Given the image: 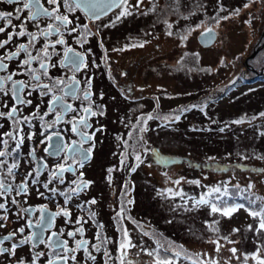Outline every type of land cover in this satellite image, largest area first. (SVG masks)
<instances>
[{
	"label": "rangeland",
	"instance_id": "1",
	"mask_svg": "<svg viewBox=\"0 0 264 264\" xmlns=\"http://www.w3.org/2000/svg\"><path fill=\"white\" fill-rule=\"evenodd\" d=\"M150 1L152 5L141 15L154 29V35L148 38L152 44L142 43V50H135L131 58L142 56L143 75L137 73V78L158 83L155 91L159 104L137 101L136 108L128 110L125 99L118 96L110 110L101 115L103 134L99 141L106 148L98 151L105 163L126 156L107 191L114 190L117 177L121 187L127 189L125 193L130 196L132 192L131 210L142 221L141 231L126 219L129 231L117 230V192L99 199L100 218L112 237L107 235V251L97 253L93 264H121L119 233L126 234L130 244L136 246L127 248L130 264H155L157 259H171L172 264H208L210 260L244 264V257L247 264H257L252 253L259 249L264 258V230L256 231L259 222L242 205L255 198L258 206L264 204V116L260 115L264 113V80L238 79L231 86L230 82L235 75L250 76L240 69L253 43L264 33L263 21L251 17L264 10V0ZM138 26L139 21L128 20L117 27L115 36L121 38L128 33L126 29L137 31ZM208 28H215L218 38L211 46H201L197 35ZM98 37L100 31L91 40L96 55L101 54ZM148 60L154 63L152 71L148 70ZM103 72L101 69L102 76ZM216 85L218 90L227 85L229 88L219 91V96L205 106L193 104L194 97ZM119 103L121 109L115 107ZM138 107L152 117L142 118L139 132L131 129L136 127ZM138 154L140 159L134 166ZM147 160L149 165L144 164ZM209 188L220 189L215 192L217 197L232 194L242 205L231 209L227 203L225 208L222 201L220 211L213 212L199 196ZM159 233L165 236L163 246ZM168 237L181 241V246H173ZM134 248L140 251L134 252ZM232 248L237 249L235 254Z\"/></svg>",
	"mask_w": 264,
	"mask_h": 264
},
{
	"label": "flooded vegetation",
	"instance_id": "2",
	"mask_svg": "<svg viewBox=\"0 0 264 264\" xmlns=\"http://www.w3.org/2000/svg\"><path fill=\"white\" fill-rule=\"evenodd\" d=\"M41 3L45 7H51L47 4L46 0H41ZM150 3V0H143V2L137 6V0H128L127 5H125L123 9L113 7L110 11L101 13L98 18L88 16L81 8H75L74 11L68 12L66 8L61 7L60 12L68 15L71 21L70 24L60 27V33L65 41L62 45L55 44V41L61 38L57 33L53 32L47 37L41 34L46 30L47 24L53 23L59 26V22L41 16L35 22L27 21L24 23L23 28L26 33H34L37 35V39L28 47V53L36 55L39 52L40 55L43 56L42 50L45 45H49L47 51L51 53V56L48 60L49 67L47 68V75H43L39 70V63L43 61H34L29 65L30 68L37 69V74H40L41 79L39 83L54 85V81L59 78L63 79L66 85L70 86V78L72 76H75L79 83L76 86L75 95L68 92V88L64 85L54 86L52 92H49L47 95H41L40 90L35 89L37 82L32 79L27 71L21 68V61L28 58L25 52L21 51L20 55L14 59L4 60L8 68L5 72H0V75H6L12 72L18 73L14 76V79L23 81L26 85L23 89L22 99L30 100L31 103L16 105L20 109L17 115L20 119L19 127L22 129L19 135H23L25 139L19 149V156L15 161L19 164V167L14 170V177L5 174L7 172V167H10L14 162L13 156L16 155L14 151L16 141L8 137H3V139L7 140V147L0 146V151L7 150L10 153V155L0 158L4 161V166H0V178H3L5 183H10L13 186L12 192L6 193L5 196L0 197V203H5L6 205L5 209H0V218L6 217V219L0 220V223L3 224V227H0V237L8 236L10 233H16L13 239L4 241L3 244H0V247L11 248L13 243H17L32 232L39 233L40 228L36 226L35 222L41 217L40 210L44 209L46 216L52 221L51 227L44 233L45 241H47V237L53 232L59 234L54 239L66 241V246L69 248L76 247V240H87V251L77 250L75 253L76 260L72 261L69 259L68 264H93L95 260L89 259V254L96 259L97 253L100 252L102 254L104 250L107 251V235L112 237L111 234L105 231L104 222H102L100 218L101 212L99 211L102 207L98 208L97 204L99 199L108 197L111 192H117L116 197L120 200L118 212L114 214L117 230L122 229L124 232L125 230L129 231L126 222L128 221L133 226L135 225L139 232L141 231L140 224L142 221L134 216L131 210L134 198H131V200L128 199L127 193H125L126 189L121 187L120 180L116 176L114 190L111 192L107 191L108 183L114 181L113 175L118 165L125 163L126 156L125 158L120 157L117 162L105 163L103 162L105 159L101 155H98V151L100 152L102 149L106 148L104 142L100 144L103 134L102 126L100 125V119L102 117L100 113L101 111L104 112V110H110V105L115 99H118V96L121 95L125 99L123 103L127 104L126 109L128 110H130L132 106L136 108L135 104L137 101H140V104L143 105L145 102L149 101L159 104L158 99L160 97L157 96V92L155 91L158 83L152 84L150 81L144 82L137 78V73L143 75L140 70V67L142 68L143 66V64L141 65L140 63L142 56L131 58L133 52H135V50H142V43L148 44V38L154 35L153 27H148L144 23L146 19L141 15L147 7L152 5ZM16 7H22V5H13L7 3V0H0V11L15 13ZM121 11H127L131 14L121 16L120 19H117ZM20 15L21 19H23L24 16L28 15V11L24 10ZM138 15L142 22L139 20ZM134 19L136 22H140L137 31L126 29L128 33L123 34L124 36L121 38L115 36L117 27L123 25V23H126L128 20L133 21ZM168 20L169 18L167 21ZM12 24L16 27H10L6 21L0 20V27L7 29V32H0V41L8 39L7 33L20 30L21 20L15 19V15L12 18ZM72 27L76 28V32L70 31ZM99 31L101 38L99 37L98 42L101 54L96 55L92 51L93 45L91 40L96 34L99 35ZM164 35L166 36L167 34L163 33L162 36ZM29 39L27 35L23 37L14 35L5 47L0 48V58L7 57L11 52L17 51L20 44L28 45ZM149 44H152V42L150 41ZM68 47L74 49V53H69V55L79 53L83 59V63L78 71H73L71 66H62L64 53ZM259 50V47H256L253 56ZM148 62V70L152 71L151 67L154 66V63L151 60H148ZM101 69L104 71V77L102 76ZM260 73L257 74L260 75ZM149 89H153V91L147 95L146 92ZM5 90L9 95L5 96L0 93V112H6L13 106L10 82L5 84ZM29 92L31 95H29ZM85 92H88L87 99L84 97ZM65 93L68 94L66 95ZM53 95L64 96L65 103L71 105L72 109H75V111L68 110L62 113L63 119L56 121V115L60 112V109L57 108L56 111L50 112L48 108L49 101ZM103 96L105 101H103ZM121 104L122 103H119L115 107L120 108L119 106ZM84 108H90L91 111L96 112L97 115H87L86 118L90 125L89 127L84 128L80 125L83 131L89 134L94 133L93 139L88 140L82 145L83 149H88L93 144L94 147L89 154L88 160L84 163L83 168H80L78 165L74 164L73 160V156H75L76 160H79V155L76 153L70 154L66 149L59 155H53V153L56 152V148L54 146L50 147L49 142L42 143L41 141L44 140L46 136L54 132H59L61 144L65 146H75L72 145V142H79L81 137L71 131V121H73L74 118L78 119L81 116H85L86 114L83 112ZM138 109L140 112L138 115H134L136 127L135 129L131 128L133 131H137L138 126H142L144 121L142 118L149 120L147 116L148 111H144V109L140 107H138ZM138 109H136V111ZM45 113L48 114L45 115ZM23 117L29 118L27 123L23 122ZM154 117L156 116L154 115ZM16 127L17 124L12 120L0 117V136L6 132L12 133ZM56 142V137H53L51 144L55 145ZM46 148H48V151H45ZM33 149L34 152L32 151ZM141 160L143 161V159ZM136 161L137 159L134 158V166ZM58 163H63L66 166L74 165L73 171L64 172V183L61 184L59 180H53L52 183L49 184V188L55 187L58 192H68L71 188L75 187L71 184L72 180H77V182H79V179L82 178L90 182L86 190L73 195L67 202L64 196L58 194L54 195L43 187V185L48 183L51 179V173L56 170L55 166ZM144 164L149 165V160L145 161ZM37 169L39 170V175H36ZM110 169L111 171H109ZM29 172L32 173L31 177L26 175ZM81 172L83 173V177H80ZM109 176L111 177L110 180ZM33 179H35V183L32 182ZM22 181L26 182L28 185L27 192L18 194L17 185ZM124 186L128 187L129 185L124 184ZM41 193H43V195H41ZM13 199L16 203L12 202ZM93 199L96 201L95 204L90 203ZM129 201L131 202L129 203ZM122 206L125 208V211L122 216L118 218L117 214L120 212ZM26 209H30V211H25ZM63 210H66L69 216L61 214L52 218V214L57 212L62 213ZM28 220L33 222L32 228L27 226ZM21 227L25 229L23 233L18 231ZM81 227L83 228L82 233L77 232L75 237L67 235L69 231H76ZM98 236L100 237L99 239L97 238ZM118 241L119 244L121 242H125L126 244L129 243L127 235L121 233H119ZM33 243H35L34 247ZM93 245H96L100 250L97 251V248L93 247ZM135 248L133 249L134 252L140 251V249L136 250ZM52 251L53 249L49 248L47 243H37L33 241L29 244L19 245L15 250L14 256L0 254V264H18L19 260H23L24 264H33V261H35V264H47L48 259H55L52 255ZM41 252L44 253V255L36 259V253ZM63 254L67 255V253ZM138 259L139 258H137L136 261H138ZM109 260H111V257ZM136 264L139 263L137 262Z\"/></svg>",
	"mask_w": 264,
	"mask_h": 264
},
{
	"label": "snow or ice",
	"instance_id": "3",
	"mask_svg": "<svg viewBox=\"0 0 264 264\" xmlns=\"http://www.w3.org/2000/svg\"><path fill=\"white\" fill-rule=\"evenodd\" d=\"M47 4L50 5L51 7H45L42 3L41 0H7V3L13 4V5H22V7H16L15 8V13L13 12H3L0 11V20H4L7 22V24L10 27H16L12 24V18L15 15V19L21 20V25H20V30L15 31L12 33H7L8 39L4 41H0V48L5 47L9 43V41L12 39V37L19 36L23 37L25 35L29 36V44H20L18 46V50L15 52H11L7 57L0 58V72H5L6 69L8 68V65L4 62L5 59H14L20 55V52L23 51L27 54L28 58L24 59L21 61V68L24 71H27L28 74L32 77L34 81H36L35 89L40 90L41 95H47L49 92H52V89L54 86H59V85H64L66 88H68V92L71 94L75 95L76 94V86L78 85L79 81L76 80L75 76H72L70 78L71 85H66L65 81L63 79H56L54 81V85H49V84H40L39 81L41 79L40 74H37V69H32L29 67L34 61H43L39 63V70L43 73V75H47V68L49 67L48 60L51 56V53L47 51V48L49 45H45L43 51V56L40 55L38 52L36 55H32L27 52V49L29 46H31L32 42L37 39V35L34 33H26L23 25L27 21H33L35 22L39 17L44 16L48 17L50 20L57 21L59 22V26L53 23H49L46 26V30H44L41 34L44 37H47L51 33L55 32L58 35L61 36L60 39H57L55 41V44H64L65 41L62 38V34L60 33V27L66 26L71 23L69 20L68 15L62 14L60 12L61 7H64L67 9L68 12H72L75 10V8H84L86 11H89L91 15L94 18H98L96 13L93 11V4L91 0H46ZM143 0H137V6L141 4ZM128 0H111L109 3L108 7H118V8H124L125 5H127ZM247 7V5H245ZM24 10L28 11V15L24 16L23 19H21V15ZM131 14L130 12L127 11H121V13L117 16V19H120L121 16L124 15H129ZM227 17H225L226 19ZM86 27V26H85ZM71 32H76V28L72 27L70 29ZM0 32H7V29L4 27H0ZM54 47V45H53ZM69 53H74V49L71 47H68L65 50L64 53V61L62 62V66H71L73 71H78L80 69L81 64L83 63V59L79 53H75L73 55H69ZM54 66V65H53ZM18 73L12 72V73H7L6 75H0V93L3 95L7 96L9 93L5 90V84L10 82L11 83V96L13 97V106H11L6 112H0V117H4L5 119L12 120L17 124V127L14 129L12 133H3L2 136H0V146L7 147V140L3 139V137H8L9 139H13L16 141L15 144V149L14 151L16 152V155L13 156V163L11 164L10 167H7V172L5 175L8 176H13L15 175L14 170L18 169L19 164L16 161L17 157L19 156V149L21 147V144L23 143L25 137L23 135H19V133L22 131V129L19 127L20 119L18 118V113L20 109L16 106L19 104H24L28 103L30 104V100H24L22 99L23 95V89L26 87L23 81L16 80L14 79V76H16ZM47 90V91H45ZM66 95L68 93H65ZM29 95L31 93L29 92ZM85 99L88 98V92L84 93ZM193 107H196L195 105ZM49 111L54 112L56 111L57 108L60 109V112L57 113L56 115V121H60L63 119L62 113L68 111V110H73L71 105H67L64 100V96H56L53 95L51 100L49 101ZM188 109H184V111H187ZM83 112L86 114L85 116H81L78 119L74 118L73 121H71V131L73 133H76L81 137V140L79 142L73 141L72 145L75 146H65L60 143V133L59 132H54L44 138L41 142H49V146L52 147L54 146L56 148V152L53 153V155H59L62 151L65 149L67 150L68 153H76L79 155V160H76L75 156H73L74 164L78 165L80 168H83L84 163L88 160L89 154L91 153L94 144L89 147L88 149H83L82 145L83 143L87 142L88 140H92L94 137L93 134H89L85 131L82 130L80 125H82L84 128L89 127L90 125L88 124L87 121V115H97L96 112L91 111L90 108H84ZM48 113H45L47 115ZM101 115L103 112L101 111ZM261 116H264V113L260 114ZM151 116H148V119H151ZM176 120L180 119V116L175 117ZM29 120L28 117H23V122L27 123ZM51 127V126H49ZM99 130V129H98ZM142 130V129H141ZM53 137H56L57 142L55 145L51 144V141L53 140ZM34 152V149L32 150ZM45 151H48V148L45 149ZM10 155V153L5 150V151H0V158L6 157ZM137 160L140 159L139 155L136 157ZM0 166H4V161L3 159H0ZM74 165H65L63 163H58L55 168L56 170L51 173V179L48 181V183H45L43 185L44 188L48 189V191L52 194H58L60 196H64L65 200L67 202L68 199H70L73 195L78 194L79 192H82L88 188V185L90 182L83 180L82 178L79 179V182L77 180H72L71 184L74 185L75 187L71 188L70 191L65 192V191H60L58 192L55 187L49 188V184L52 183L53 180H59V183H64L63 180V174L66 171H73ZM132 171H135V168L131 169ZM111 171V169L109 170ZM28 177L32 176V173L29 172L26 174ZM36 175H39V170L37 169ZM80 177H83V173H80ZM111 177L109 176V180ZM35 183V179L32 181ZM251 187V186H249ZM28 185L26 182L22 181L19 185H17L18 189V194L19 193H26L27 192ZM13 191V186L10 183H5L3 178H0V197L5 196L6 193L12 192ZM213 191L219 192L220 189H214ZM43 195V193H41ZM219 198V197H217ZM13 203H16V201L13 199ZM131 201H129L130 203ZM203 202V201H202ZM90 203L95 204L96 201L93 199L90 201ZM6 205L5 203H0V209H5ZM25 211H30V209H26ZM41 217L39 220H37L36 226L40 228V232H32L30 235L23 237L21 240H19L17 243H13L11 248H6V247H0V254H7L9 256H14L15 255V250L19 245L21 244H29L30 242H37V243H47L49 248L53 249L52 255L55 257V259H48L47 264H68L69 259L72 261L76 260L75 253L77 250H85L87 251V245L88 241L84 239L76 240V247L75 248H69L66 246L67 242L66 241H59L55 240L54 238L57 237L59 234L56 232H53L50 236L47 237V241L44 239V233L48 230V228L51 227V219H49L45 212L44 209H41ZM125 211V208L122 206L120 209V212L117 214L118 218H120ZM212 211L217 212L220 211L219 208H217L215 205H212ZM63 214L64 216H69V213L66 210H63L61 212H57L55 214H52V218H54L57 215ZM228 212H225V215H227ZM250 215L253 217H259L260 218V223L256 231H261L264 230V208H261L259 211H251ZM6 219V217L0 218V220ZM27 226L29 228L33 227V222L31 220L27 221ZM0 227H3V224L0 223ZM249 228H251V225H249ZM20 233H23L25 229L21 227L18 230ZM234 231H239V229H234ZM77 232H83V228H78L76 231H69L67 233L68 236L70 237H75ZM126 232V230H125ZM16 236V233H10L8 236H3L0 237V244H3L4 241L13 239ZM98 239L100 238L99 236L97 237ZM35 246V243H33V247ZM93 247L97 248V251L100 249L96 246L93 245ZM128 247H135V245H131L129 243L121 242L119 244V251L121 252V264H130L129 261L126 259L127 255V248ZM143 251V249H142ZM219 251V249H217ZM230 251L235 254L237 252L236 248L230 249ZM63 253H67V255H64ZM107 255V253H105ZM149 255H152V253H148ZM44 255V253H36V259L39 258V256ZM157 255H159L157 253ZM253 258L257 260V264H264V258H262L259 254V249L255 253L252 254ZM89 259L95 260L94 256H91L89 254ZM237 259H240V257H237ZM18 264H24L23 260H19ZM33 264H35V261H33ZM155 264H172L171 259H157L155 261ZM208 264H217L215 260H210L208 261ZM244 264H247V257H244Z\"/></svg>",
	"mask_w": 264,
	"mask_h": 264
},
{
	"label": "trees",
	"instance_id": "4",
	"mask_svg": "<svg viewBox=\"0 0 264 264\" xmlns=\"http://www.w3.org/2000/svg\"><path fill=\"white\" fill-rule=\"evenodd\" d=\"M256 18L257 19H261L263 21V24H264V10L255 14ZM262 30H264V26L262 27ZM263 41V35L261 36L260 39L256 40L254 43H253V47L252 49L249 51V53H251L253 51V49H255L256 47H260V50L253 56V57H249L248 56V63L246 64V70L245 72H250V74H254L253 71H251L250 69L252 68H255V69H260V67L262 66V62L264 60V45H261ZM262 54V55H261ZM262 56V57H261ZM245 65V63L243 64ZM244 67V66H242ZM241 72H244V70L241 68L240 69ZM244 79L246 80H249L251 79V75L249 77H244ZM219 87V86H218ZM217 85L216 87H211L209 89H207L205 92H202L200 93L198 96L194 97L193 98V104L196 103V104H201L203 106H205V104H207L209 101L213 100V99H216L217 96H219V91H223V89H220L218 90L217 88ZM228 88L225 87L224 89L226 90ZM234 185H231V187H233ZM245 186V185H244ZM230 187V189H231ZM246 187V186H245ZM215 192L216 191H213L212 188H209L205 191V193H201L204 198L206 200V202L212 207V205H215L217 206V208H219V205L221 204L222 201H224L223 203V206H225V208H228V204L227 203H230L229 206H231V209L232 207L234 206H237L239 204H241L239 202V200H237L232 194H227L225 193L224 195L220 194L217 198V196L215 195ZM258 197V195H256ZM257 199V198H255ZM255 199H254V202H250L248 204V209L249 211H255L256 209L258 208H261V207H264V204L258 206V204L255 202ZM224 212H228L227 210H222ZM159 242H160V246H163L165 244V236H163L162 234L159 233ZM168 241L169 242H172L173 243V246H181L178 242H181L179 240H172L171 238L168 237Z\"/></svg>",
	"mask_w": 264,
	"mask_h": 264
},
{
	"label": "water",
	"instance_id": "5",
	"mask_svg": "<svg viewBox=\"0 0 264 264\" xmlns=\"http://www.w3.org/2000/svg\"><path fill=\"white\" fill-rule=\"evenodd\" d=\"M91 2L93 4V11L96 13L97 16L111 9L108 7L111 0H91ZM86 13L91 17H93L89 11H86ZM215 35H216V31L214 29H209L199 34L198 38L201 43L207 45L214 41V39L216 38ZM253 54L254 53H252L250 56H253Z\"/></svg>",
	"mask_w": 264,
	"mask_h": 264
},
{
	"label": "bare ground",
	"instance_id": "6",
	"mask_svg": "<svg viewBox=\"0 0 264 264\" xmlns=\"http://www.w3.org/2000/svg\"><path fill=\"white\" fill-rule=\"evenodd\" d=\"M225 101V100H224ZM227 101V100H226ZM221 103V102H220Z\"/></svg>",
	"mask_w": 264,
	"mask_h": 264
}]
</instances>
